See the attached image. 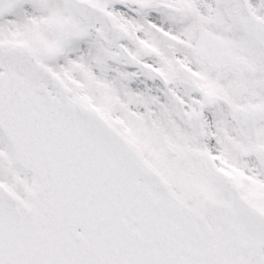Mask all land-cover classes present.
<instances>
[{"label":"snow or ice","instance_id":"6c2138e0","mask_svg":"<svg viewBox=\"0 0 264 264\" xmlns=\"http://www.w3.org/2000/svg\"><path fill=\"white\" fill-rule=\"evenodd\" d=\"M0 264H264V0H0Z\"/></svg>","mask_w":264,"mask_h":264}]
</instances>
